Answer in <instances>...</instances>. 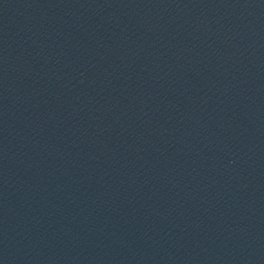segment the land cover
Returning <instances> with one entry per match:
<instances>
[{
  "label": "water",
  "instance_id": "water-1",
  "mask_svg": "<svg viewBox=\"0 0 264 264\" xmlns=\"http://www.w3.org/2000/svg\"><path fill=\"white\" fill-rule=\"evenodd\" d=\"M0 264H264V0H0Z\"/></svg>",
  "mask_w": 264,
  "mask_h": 264
}]
</instances>
